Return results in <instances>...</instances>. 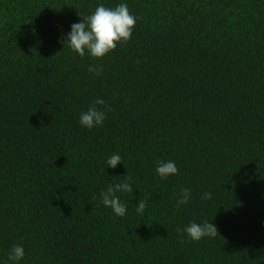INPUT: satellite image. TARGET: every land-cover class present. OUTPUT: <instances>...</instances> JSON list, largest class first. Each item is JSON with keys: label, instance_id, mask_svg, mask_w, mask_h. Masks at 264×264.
<instances>
[{"label": "trees", "instance_id": "16d2710c", "mask_svg": "<svg viewBox=\"0 0 264 264\" xmlns=\"http://www.w3.org/2000/svg\"><path fill=\"white\" fill-rule=\"evenodd\" d=\"M119 3L137 18L127 44L63 43ZM96 99L111 111L89 129ZM126 177L119 217L101 192ZM191 222L218 234L192 241ZM17 244V264H264V0H0V264Z\"/></svg>", "mask_w": 264, "mask_h": 264}, {"label": "clouds", "instance_id": "9594fccd", "mask_svg": "<svg viewBox=\"0 0 264 264\" xmlns=\"http://www.w3.org/2000/svg\"><path fill=\"white\" fill-rule=\"evenodd\" d=\"M136 19L130 13L126 3H119L115 7H105L103 4H99L94 12L81 17V22L73 23L70 26L71 30L63 43L66 42L68 47L80 57H84L87 53L93 58H102L114 50L117 44H127L131 39ZM87 70L98 77L103 72V66L89 65ZM96 105H104L105 107L99 109ZM108 111H111L110 106L106 105L103 99H96L86 111L80 114L79 123L89 129L102 126ZM121 162V156L113 154L108 158L107 166L115 168ZM155 172L159 177L167 178L170 175L178 174V168L173 161H158ZM130 180L131 177H126L123 182L109 184L101 192L103 205L110 207L116 216L123 217L126 215V205L120 201L117 193H132L133 188ZM190 198V189L184 188L176 201V207L179 208L181 205L187 204ZM211 198L210 192H204L201 196L202 200ZM146 203V200H139L136 207L138 214H143ZM177 231L186 233L192 241H199L203 237L214 238L218 234L217 227L210 222H191L187 227L177 229ZM24 254L22 245H13L7 259L12 264H17L24 257Z\"/></svg>", "mask_w": 264, "mask_h": 264}]
</instances>
